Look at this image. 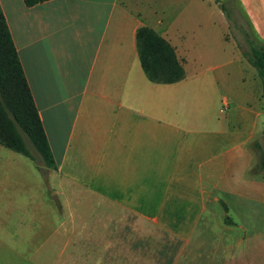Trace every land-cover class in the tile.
I'll return each instance as SVG.
<instances>
[{
  "label": "crops",
  "instance_id": "1",
  "mask_svg": "<svg viewBox=\"0 0 264 264\" xmlns=\"http://www.w3.org/2000/svg\"><path fill=\"white\" fill-rule=\"evenodd\" d=\"M236 2L264 45V0ZM172 7L171 0H0L55 161L54 169H39L20 153L0 152V192L54 178L52 195L88 193L102 203L90 209L144 210L167 201L164 178V195L180 188L198 208L216 194H233L236 210L238 199L264 203V174L250 173L257 162L252 143L264 141L260 80L240 55L212 66L187 58ZM165 14L172 19L164 21ZM143 26L173 47L180 80L146 77L135 38ZM245 214L238 211L236 223L254 224ZM77 218L57 221V233L77 242L113 238L106 217ZM132 223L121 239L144 236V217ZM97 225L105 231L99 237Z\"/></svg>",
  "mask_w": 264,
  "mask_h": 264
},
{
  "label": "rangeland",
  "instance_id": "2",
  "mask_svg": "<svg viewBox=\"0 0 264 264\" xmlns=\"http://www.w3.org/2000/svg\"><path fill=\"white\" fill-rule=\"evenodd\" d=\"M221 1L225 12L213 0H171L187 58L204 60L209 66L237 60L239 55L244 60L240 52L249 48L239 29H250L236 0ZM165 16L166 22L173 17ZM247 66L250 74L256 72ZM0 152L13 151L0 146ZM163 180L162 200L167 201L162 208L144 210L90 209V204L102 203L88 193L52 195L58 191L54 178L48 184L30 180L25 187L5 186L0 192L4 198L0 201V264H264L263 202L238 199L242 206L236 210L233 194H216L202 209L196 207L201 203L188 201L191 197L180 188L164 195ZM238 211L249 214V219L246 214L243 219L254 224L236 223ZM138 216L144 217V236L121 239L130 228L127 223H136ZM77 217H106L113 238L77 242L76 236L64 238L57 233V221ZM101 227L96 226L98 237L105 232Z\"/></svg>",
  "mask_w": 264,
  "mask_h": 264
},
{
  "label": "trees",
  "instance_id": "3",
  "mask_svg": "<svg viewBox=\"0 0 264 264\" xmlns=\"http://www.w3.org/2000/svg\"><path fill=\"white\" fill-rule=\"evenodd\" d=\"M45 0H22L32 6ZM222 11H226L221 0H213ZM248 51L241 56L254 68L261 84V100L264 110V45L255 43L252 34L239 29ZM140 66L152 82L172 83L183 77L173 47L148 27H139L135 34ZM0 145L33 160L39 169H54L55 161L26 83L22 67L3 14L0 10ZM257 154L253 172L264 174V141L252 143ZM31 148V149H30Z\"/></svg>",
  "mask_w": 264,
  "mask_h": 264
},
{
  "label": "built area",
  "instance_id": "4",
  "mask_svg": "<svg viewBox=\"0 0 264 264\" xmlns=\"http://www.w3.org/2000/svg\"><path fill=\"white\" fill-rule=\"evenodd\" d=\"M225 109H226V105L223 104L222 107L220 108V111L222 112Z\"/></svg>",
  "mask_w": 264,
  "mask_h": 264
},
{
  "label": "water",
  "instance_id": "5",
  "mask_svg": "<svg viewBox=\"0 0 264 264\" xmlns=\"http://www.w3.org/2000/svg\"><path fill=\"white\" fill-rule=\"evenodd\" d=\"M262 137L264 138V130H263V136Z\"/></svg>",
  "mask_w": 264,
  "mask_h": 264
}]
</instances>
